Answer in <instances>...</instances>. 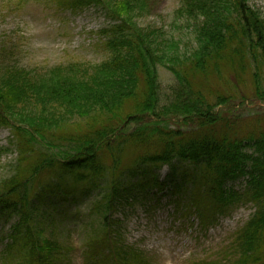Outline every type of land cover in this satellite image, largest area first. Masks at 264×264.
Masks as SVG:
<instances>
[{
	"label": "trees",
	"instance_id": "16d2710c",
	"mask_svg": "<svg viewBox=\"0 0 264 264\" xmlns=\"http://www.w3.org/2000/svg\"><path fill=\"white\" fill-rule=\"evenodd\" d=\"M249 2L181 0L177 15L198 23L195 47L191 53L173 57L180 66L169 69L181 90L170 105L161 108L157 69L168 57L158 33L134 23L144 0H58L62 11L96 6L106 12L111 25L102 36L109 58L98 65L72 62L39 75L9 67L0 76V125L17 123L12 132L19 155L14 175L0 188V221L8 216L17 218L1 264H61L62 247L41 238L32 203L35 178L57 171L63 174L61 183L65 176L77 185L105 183L99 203L105 212L103 229L95 245L104 251L102 255L108 251L116 264H138L142 259L113 239V222L109 220V215L133 197L136 185L130 186L128 178L135 176L144 195L152 189L168 191L173 184L170 194L180 200L174 202L183 213H195L203 226L251 203L254 214L221 250V256L190 264H264V121L260 129L240 135V116L230 119L217 110L229 105L231 98L219 97L209 103L202 90L182 74L189 71L207 79L219 73L222 63L237 64L244 70L245 63L254 65L264 55V19ZM253 84L255 98L264 103L257 73ZM27 108L31 111L25 112ZM71 112L89 120L86 130L65 138L52 137L56 131L63 132L61 136L68 133L62 127ZM110 117L116 123L107 126L104 121ZM98 124L99 128L93 127ZM129 143L141 145L143 152L120 173V156ZM110 151L115 155L112 169L102 164V154L110 155ZM30 155L37 158L36 163H25ZM165 166L171 173L162 182L158 172ZM241 179H247L243 194L228 188L229 183ZM61 183L56 188L44 185L36 197L44 201L64 190ZM93 245L90 243V248Z\"/></svg>",
	"mask_w": 264,
	"mask_h": 264
},
{
	"label": "rangeland",
	"instance_id": "374dc122",
	"mask_svg": "<svg viewBox=\"0 0 264 264\" xmlns=\"http://www.w3.org/2000/svg\"><path fill=\"white\" fill-rule=\"evenodd\" d=\"M144 2L142 9L136 11L134 23L142 30L157 32L168 57L157 69L159 101L163 108L170 105L181 90L169 69L174 65L180 66L173 57L194 50V31L198 23L187 16L177 15L181 0ZM249 6L264 19V0H250ZM110 25L106 12L96 6L73 12L62 11L58 0H0V76L5 75L9 67L39 75L72 62L101 64L109 58V52L103 46L102 32ZM172 46L175 47L173 51ZM254 65L247 62L242 70L237 64L231 66L222 63L219 73L207 79L194 76L189 71H182V74L202 90L209 103H215L219 97L231 98L229 105L217 110L230 119L240 116L237 131L245 135L249 130L260 129L264 121V103H259L255 98L253 84V75L257 73L264 91L263 54ZM133 109L129 112H133ZM30 111L27 108L25 112ZM65 118L62 129L68 133L61 136L63 132L56 131L52 137L65 138L71 133L76 132V135L86 130L89 120L76 112L67 113ZM104 122L111 126L116 119L110 117ZM15 124L0 125V188L4 181L14 175L19 159L18 151L13 146L15 139L12 128ZM93 127L99 128L100 124ZM142 152L141 145H126L120 156L118 172L122 173L124 168L131 166ZM246 152L253 153L250 149ZM111 154V151L110 155L109 152L102 154V164L112 169L115 155ZM36 162L37 158L30 155L25 163ZM170 173V167L165 166L158 172L160 180L166 181ZM180 173L181 170L179 178ZM61 176L63 174L59 171L45 173L35 178L32 185V218L41 231V238L62 247L61 264H116L111 261L112 255L109 256L108 251L102 255L104 251L95 245L103 229L105 212L99 203L105 195V183L99 186L88 183L77 185L70 176L62 178L61 183ZM107 177L106 174L105 179ZM128 179L130 186L136 185L134 195L109 215V220L113 222V239H118L120 247L126 251L134 250L142 256L138 264H190L195 260L214 258L218 254L221 256V250L230 244L237 231L255 212L251 203L242 204L215 218L213 224L203 226L196 214L183 213L184 210L179 209L174 202L178 197L170 194L173 184L168 191L152 189L148 195H144L137 187L139 178ZM246 181L241 179L229 183L228 188L243 194L247 188ZM60 183L64 190L48 195L44 201L36 197V192L44 185L52 184L56 188V184L60 186ZM176 201L180 202L179 199ZM16 221L17 218L10 216L0 221V264L7 237ZM90 243L94 244L91 248Z\"/></svg>",
	"mask_w": 264,
	"mask_h": 264
}]
</instances>
